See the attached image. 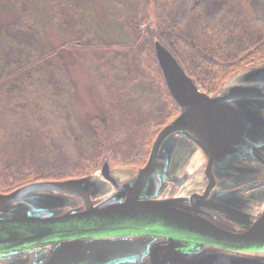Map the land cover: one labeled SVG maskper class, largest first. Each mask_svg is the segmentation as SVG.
<instances>
[{"label":"trees","instance_id":"obj_1","mask_svg":"<svg viewBox=\"0 0 264 264\" xmlns=\"http://www.w3.org/2000/svg\"><path fill=\"white\" fill-rule=\"evenodd\" d=\"M103 1L124 40L103 35L73 0H46L39 10L33 0L8 3L17 16L0 21L1 193L83 177L105 160L112 167H144L157 135L180 113L155 56L156 39L208 94L264 60V0H154L153 15L144 0ZM44 18L57 25L65 39L61 47L51 48L46 40ZM62 49L102 70L96 81L105 109L88 119L90 134L82 133L73 111L76 87ZM141 88L153 96L152 107L138 105ZM56 113H64L75 155L53 129Z\"/></svg>","mask_w":264,"mask_h":264},{"label":"water","instance_id":"obj_2","mask_svg":"<svg viewBox=\"0 0 264 264\" xmlns=\"http://www.w3.org/2000/svg\"><path fill=\"white\" fill-rule=\"evenodd\" d=\"M153 45L180 113L157 135L146 165L114 168L105 160L97 173L0 192V259L56 242L47 264H264V213L255 220L248 211L263 190L247 187L264 164V62L208 94L166 43ZM192 180L200 192L170 196ZM191 203L232 222L243 217L247 230L221 228ZM140 235L169 242L149 252Z\"/></svg>","mask_w":264,"mask_h":264},{"label":"rangeland","instance_id":"obj_3","mask_svg":"<svg viewBox=\"0 0 264 264\" xmlns=\"http://www.w3.org/2000/svg\"><path fill=\"white\" fill-rule=\"evenodd\" d=\"M73 2L85 7V13L90 15L92 19L93 17L95 18L93 25L102 28L104 33L103 35L109 36L110 40H124V35H116L118 32L115 30L112 21L108 17L103 0H73ZM143 2L145 5H148L150 12L154 9V0H144ZM8 3L10 4L11 0H8L6 5L1 4L0 2V21L2 23L13 21L17 16V11L15 8H12ZM33 3L39 10L40 7H43L46 4V0H33ZM153 13L154 12H151L150 14L153 15ZM48 21L49 20L45 21V24L46 22L48 23ZM43 30L45 38L50 44L51 48H58L62 46L65 39L63 36H61L62 34H60L56 24L51 25L48 23L44 26ZM61 54L64 56L69 76L75 82L76 90L71 99L73 111L77 117L82 133L90 134L93 131L90 124L88 123V119L96 115H102L105 109L101 89L97 85L96 81V75L98 73H102V70L98 64L94 63L93 61L83 62L84 60L74 58V56L66 49H62ZM262 62H264V60H259L255 64L249 66L257 65ZM43 92L44 90L42 89L40 94H43ZM152 98L153 96L145 94L142 88L139 89V106L152 107L154 105ZM147 100L149 102H147ZM52 120L54 123L53 129L56 132L58 139L66 146L72 155H75L73 141L65 134L67 125L64 113H56L52 116ZM200 163L201 160L197 157L194 161V165L199 166ZM102 165L97 171L90 172L87 175L97 173L101 169Z\"/></svg>","mask_w":264,"mask_h":264},{"label":"flooded vegetation","instance_id":"obj_4","mask_svg":"<svg viewBox=\"0 0 264 264\" xmlns=\"http://www.w3.org/2000/svg\"><path fill=\"white\" fill-rule=\"evenodd\" d=\"M257 175L255 176L254 181L251 185L247 186V183L244 182L241 188L247 186L249 191L248 192H256L258 194L259 190L262 189L263 192L259 194V200L255 203L253 200V203L249 205V213L253 215L254 219L257 220L261 215L264 213V164H260L258 166ZM255 173V174H256ZM195 180L189 181L187 184L184 185V187L181 186H175L170 196H176L179 194V196L182 197H190L193 196V194L200 192L198 188H196V185H194ZM254 189H251L252 186H254ZM193 186L195 189H193ZM192 189V190H191ZM235 189H238L235 187ZM115 190V189H114ZM188 206H192L194 208V214L198 213L201 216L209 219L210 221L214 222L217 226L234 231V232H244L247 230L246 227L242 226L239 222H245L244 218L241 217V220L239 222H232L229 218L226 217V215L223 212L213 210L209 207L202 208L199 205H196V208L193 203L188 204ZM197 208L199 210H202V212L197 211ZM196 209V211H195ZM253 222L250 223L252 225ZM141 236V244L144 243V249L149 250L151 252L154 249H159L165 245L168 244V239L165 237L160 236H152V235H144ZM139 242V244H140ZM58 245V243H40L35 244L29 247L21 248L17 251L12 252H5L2 255V259H0V264H11L15 262V260H21L23 261L22 264H47L50 260L54 248ZM143 250V247H142ZM141 250V251H142ZM146 262L151 261V256L145 257Z\"/></svg>","mask_w":264,"mask_h":264}]
</instances>
